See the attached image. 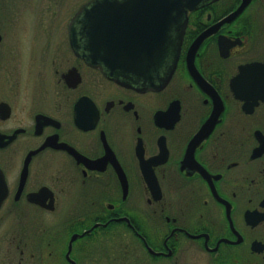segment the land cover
<instances>
[{"label": "flooded vegetation", "instance_id": "1", "mask_svg": "<svg viewBox=\"0 0 264 264\" xmlns=\"http://www.w3.org/2000/svg\"><path fill=\"white\" fill-rule=\"evenodd\" d=\"M21 1L0 0V264H264V0H193L176 57L134 73L89 44L153 43L157 0L118 7L133 38L86 36L116 7L82 1L64 54L23 52Z\"/></svg>", "mask_w": 264, "mask_h": 264}, {"label": "water", "instance_id": "2", "mask_svg": "<svg viewBox=\"0 0 264 264\" xmlns=\"http://www.w3.org/2000/svg\"><path fill=\"white\" fill-rule=\"evenodd\" d=\"M192 1L193 0H168L167 2V0H157V24L154 25L155 34L151 36V38L154 40L153 43H92L89 44L90 47L88 48L89 53H91V63L113 62L117 63V67L134 73L138 69L136 62L141 60L144 63L148 62V65L146 67L144 66L147 70H159L167 55L169 57L173 54L175 57L177 54L184 30V7L190 6ZM137 4V0H92L87 2L82 7V9L85 11L84 13H86L88 10L86 8L87 5H110L115 6L116 8L108 13L110 14V21L105 26L101 23H93L92 26L88 27V29L87 27L84 28L85 35L89 37H136L137 35L134 32L127 31V27H130V24L121 26L119 25L121 14L123 13L118 9V7L123 6L125 8L126 17L122 18L127 19L128 22V19L132 21L133 18H128V16L134 14V7ZM108 29L112 31L106 32ZM115 29H118L121 32H118V30L114 31ZM113 31L115 33H113ZM166 31L170 32V38L168 40L166 39L168 36ZM69 35L72 36L71 33ZM71 44L73 47V43ZM145 53H152L153 56L139 57V54Z\"/></svg>", "mask_w": 264, "mask_h": 264}, {"label": "rangeland", "instance_id": "3", "mask_svg": "<svg viewBox=\"0 0 264 264\" xmlns=\"http://www.w3.org/2000/svg\"><path fill=\"white\" fill-rule=\"evenodd\" d=\"M82 1L84 0H59L56 15L55 13L44 11L45 4L41 0H23L16 3L18 6L14 8L13 36L17 37L20 43H23V52H27L28 43H30L32 38L39 39V42L47 36L62 40V53L64 54L66 52L63 43V37L66 38L64 21ZM39 7L42 8V12H40ZM49 17L52 18L49 19ZM67 55H63L62 60L68 57ZM72 197V194H70L67 202L62 199L63 208L60 210V213L69 211L72 207V202H75V199H72Z\"/></svg>", "mask_w": 264, "mask_h": 264}]
</instances>
